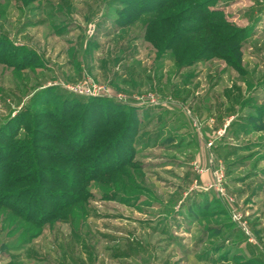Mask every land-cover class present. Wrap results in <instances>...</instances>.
<instances>
[{"label": "rangeland", "instance_id": "obj_1", "mask_svg": "<svg viewBox=\"0 0 264 264\" xmlns=\"http://www.w3.org/2000/svg\"><path fill=\"white\" fill-rule=\"evenodd\" d=\"M133 3L0 0L3 183L18 177L0 189V264H264V0H170L148 26ZM128 118L130 165L93 176ZM36 131L57 157L41 183Z\"/></svg>", "mask_w": 264, "mask_h": 264}, {"label": "trees", "instance_id": "obj_2", "mask_svg": "<svg viewBox=\"0 0 264 264\" xmlns=\"http://www.w3.org/2000/svg\"><path fill=\"white\" fill-rule=\"evenodd\" d=\"M140 1H142L143 3H133V4H131L132 5V8H134V9H132V12L135 10V8H136V4H138V5H140L141 6V10L143 9V8H145L147 5H148V7H150L151 9L150 10H148V9H146V12H147V10H148V12L149 11H151V12H153L154 14L152 15V17H151V20H149L148 22H147V25L146 26H148V25H151L152 23H153V21L155 20V19H157V18H159L160 19V12L163 10V8H164V6L167 4V3H169L170 2V0H162V1H158V0H140ZM146 4V5H145ZM142 11H145V10H142ZM132 12H130L129 14H130V16H127L128 17V19H127V23H131L135 18H134V15H133V13ZM162 18H164V16L162 15L161 16V19H160V23H162L161 21H162ZM125 22H126V20H125ZM126 23V24H127ZM156 25H154V28H156L155 27ZM151 33L153 34V31H152V29H151ZM183 37V36H182ZM174 38V37H173ZM151 39H153V38H151ZM178 40H180L181 41V37H179V39ZM153 42V41H152ZM168 43H170V40L168 41V42H166V45H168ZM58 98V97H57ZM79 98H81V100L79 101V103H77V104H75V105H77V106H80V107H82L83 106V104H84V106H85V103L83 102L84 100H82L83 98L82 97H79ZM50 100H46V99H44L43 100V102L44 103H47V102H49ZM72 108H67L66 106H64V107H61V109L59 110V112H57V113H55L52 117H51V115L49 114V113H46L45 114V118H53L54 117V121H52V122H49V126H53V127H57V128H59V129H62V124H64V122H65V120H66V117H67V115L68 114H70L71 112H72ZM88 110V109H87ZM90 110V109H89ZM122 110V109H121ZM92 112H96V111H92ZM123 111H121L120 113H119V115H117V117H116V120H119L120 118H121V116H120V114L122 113ZM26 114H28L27 113V111H26ZM81 119H82V121H83V117H81ZM33 120V119H32ZM111 121H110V118H108V121H106L105 123H104V125H99L98 124V121H95L94 119H92L91 120V123L94 125V127H96L95 129H93V130H91L90 129V132H91V136L87 139V141H84L81 145H80V147H76V150L78 151V152H81V153H83V152H86V151H89L90 152V149H85L83 146L84 145H87L89 142H91V141H93V140H97V139H103V138H105V137H108V136H105L104 135V132H101V133H97V129H99L100 128V126H101V128H104V129H110V128H112V126L114 125H112V123H110ZM133 122V120L131 119V118H128V119H126L125 120V122L124 123H122L121 125H120V127L118 128L119 130V132H121V136H119V140L118 139H116V138H113L114 139V141H113V143H112V150H111V145L109 144V143H102V145H100V147L102 148V150H103V152H107V153H111L110 151H112L113 152V159H114V166H105V167H100V168H94V170H92V174H93V176H100L101 174H104V173H109V172H111L112 174H116V173H119V172H121V171H123L127 166H129L130 164H129V162H130V160H129V158L127 157H121L120 156V152L122 151L123 153H126V152H128V150L129 149H125V148H120V150H119V148H118V145H122V147L123 146H125L124 144H125V140H127L128 142H130V141H132V139H131V137L130 138H128V131H130V127H131V123ZM82 124H83V122L81 123V125L78 123V121L77 122H75V123H73V125H72V127H79V129H80V131L81 132H83V134H85V133H88V130H89V128H86V129H84V131H83V127H82ZM116 128H117V125H116ZM64 129V128H63ZM115 129V128H114ZM113 129V130H114ZM63 132H65V133H67V131H63ZM114 131H112V133H113ZM36 133H37V131L36 132H34V134L30 137V140H31V144H33L32 146L33 147H31V148H36V153L35 152H33L32 153V156H31V162L32 163H34V164H32L31 165V167H30V169L31 170H33V173H37V174H39L37 177H38V181L41 183V175H42V173H45V172H50V171H52V174H54V173H56V169L54 168V167H51L50 165H40V163H39V161H41V160H46V159H49V160H56L55 158H57L56 156H54L53 155V152H52V150H50V151H48V153H44L43 152V154H47L46 156H42L41 154L42 153H38V151L40 150L39 148H42L40 145H38V143L40 142V141H38V138L36 137ZM39 133V132H38ZM41 134V133H40ZM46 134H50V135H46ZM45 135L44 134H42V135H44V137H42V139H44V140H47V141H49L54 135H55V132H49V133H46ZM114 134H115V132H114ZM70 135V134H69ZM29 140V141H30ZM40 140V139H39ZM121 140H122V142H121ZM7 141V140H6ZM34 145H35V147H34ZM97 146V145H96ZM25 148V147H24ZM94 148H96V147H94ZM124 149V150H123ZM101 150V151H102ZM77 153V152H76ZM128 153H130V151L128 152ZM96 157V156H95ZM10 158H12V157H10L9 155H8V153H5L4 155H2V156H0V189L1 188H4V187H8V186H12V185H14V184H17V182H16V180H18V177H16V178H14V179H11L10 181H8L7 183H3L4 181H3V179L5 178V177H7V175L9 174V171H14L15 170V167L14 166H10L9 165V163H7L9 160H11ZM62 159H64V160H71L70 162L71 163H75V162H77V159L76 158H73V159H70V157L68 156H63V158ZM98 160V155H97V157H96V160H95V162ZM94 171V172H93ZM26 177H28L27 179H30L29 178V176H26ZM80 180H82L81 182H83L85 179H80ZM47 183V182H46ZM75 183H73V185L72 186H74V188L76 189V187H75ZM40 188H42V186L40 187ZM46 188V187H45ZM48 191V190H47ZM48 193V192H47ZM17 196L15 197V200L14 201H16L17 200ZM78 198V195L77 196H75L74 197V199L76 200ZM52 199H53V202H52V205L51 206H56L57 204V200H56V198L55 197H52ZM45 200V199H44ZM68 203L70 202V201H67ZM63 204H65V202H63ZM71 204V203H70ZM69 204V205H70ZM0 205L2 206H5V205H8L7 203H5V202H3L2 201V199L0 198ZM15 207V206H14ZM22 213H23V211L22 210H18V212H17V214L19 215V216H21L22 215ZM27 217H28V215H27ZM28 218H31L30 216L28 217Z\"/></svg>", "mask_w": 264, "mask_h": 264}, {"label": "built area", "instance_id": "obj_3", "mask_svg": "<svg viewBox=\"0 0 264 264\" xmlns=\"http://www.w3.org/2000/svg\"><path fill=\"white\" fill-rule=\"evenodd\" d=\"M71 91H73V92H76V93H78V94H80V95H94L93 93H91L90 91H87V90H78V91H76V90H72L71 89Z\"/></svg>", "mask_w": 264, "mask_h": 264}]
</instances>
